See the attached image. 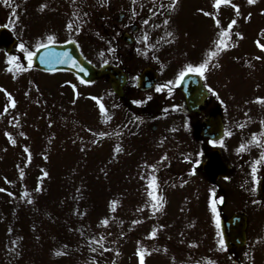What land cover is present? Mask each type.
<instances>
[{"label": "rangeland", "instance_id": "obj_1", "mask_svg": "<svg viewBox=\"0 0 264 264\" xmlns=\"http://www.w3.org/2000/svg\"><path fill=\"white\" fill-rule=\"evenodd\" d=\"M199 1L213 8V0ZM114 3L120 5L118 0ZM232 3L240 6V17L235 16L230 4H221L218 10H213L221 15L218 19L225 29L233 18L237 19L233 34L242 33L243 39L237 37L236 44L233 40V56L222 54L223 71L230 70L222 80L227 79V82H223L214 93L220 97L228 123L235 116L233 122L241 125L245 113L253 120H264V103L256 102L257 97L264 98V50L257 44V41L264 44V0H257L254 5H248L247 0ZM21 8H25L26 13L18 12L17 8L16 17L11 20L15 22L18 18L24 22L22 36L30 51L39 42H46L44 38L51 34L55 35V42L74 41L83 57L93 65L111 54L108 40L96 35L86 36L89 30L84 22L78 23L72 17L74 8L69 0H60L49 11L45 7L44 12L40 11L39 0L23 3ZM0 12V23L3 24L10 14H7L9 10ZM248 13H251L250 20L245 19ZM75 22L81 28L79 31L75 30ZM69 23L73 24L72 30L67 27ZM218 32L215 23L206 18V47L213 45ZM12 55L19 57V62L26 67V59L20 50H14ZM256 56L262 59L256 60ZM146 61L133 58L128 64L131 72L137 64ZM187 62L182 60L180 64ZM8 67L6 55L0 52V89L11 93L16 101L14 108L10 107L6 114L0 115V161H7L0 173V188L6 190L0 192V218H3L0 224V264H111L112 261L116 264H139L136 250L141 246L150 253L145 256V264H154L155 259L163 264H183L181 260H168L166 254L158 256L150 251L154 239L148 236L154 228L155 214L149 206L151 198L148 192L154 190L158 196L161 193L164 200L169 195L168 190L171 192L169 201H175L174 208L177 209L187 202L186 192H194V184L185 183L183 179L190 176L189 171L193 168L188 163L185 165L182 158L175 157L176 150L182 146L172 145V135L164 134L170 125H178L185 117L176 114L165 119V109L170 103L155 89L138 92L132 82L125 89L126 100H118L101 80L81 83L68 71L36 72L33 69L17 72L14 79L13 73L7 71ZM72 84L76 85L75 90ZM93 96L107 109L111 117L107 123L98 103L91 99ZM8 103L5 91H0V113ZM174 103L178 104V101L174 100ZM125 108L140 109L138 112L147 113V119H152L138 136L126 132V129L116 132ZM151 125L157 126L155 131L150 130ZM176 131V136L183 133L181 128ZM6 132L16 140L15 145L9 141ZM100 132L108 135L101 137L98 135ZM227 138L231 137L228 135ZM117 145L123 149L120 153L114 152ZM26 147L31 153L30 161L29 153L24 151ZM165 155L167 159L162 160ZM206 157L211 156L207 153ZM42 170L49 175L43 177ZM195 170L193 176L201 179L198 167ZM172 175L178 179H171ZM4 176H11V180L3 179ZM152 177H155L154 181ZM203 180L208 191L209 181ZM153 182L155 189L149 188ZM38 186L42 191H35ZM231 200L233 196H227L229 210L233 209ZM113 201H116L115 211L111 210ZM166 203L167 200L163 202V208ZM138 208L144 210L137 211ZM105 218L109 220L107 226L101 224ZM134 220L141 222L133 224ZM263 224L264 216L254 215L252 220L249 219V250L258 253L256 258L252 256L256 260L254 264H263L264 261V242H260L264 236ZM202 233L203 226L197 221L193 234L198 238ZM101 236L104 237L103 246L98 244L97 248L89 244L96 243ZM218 239L219 235L211 231L210 245L206 247L220 250V264H238L235 263L237 259L233 262L225 247L221 250ZM92 248L97 250L93 252ZM243 251L238 250V258ZM57 252L62 254L57 255ZM153 255L155 259L152 260Z\"/></svg>", "mask_w": 264, "mask_h": 264}, {"label": "flooded vegetation", "instance_id": "obj_2", "mask_svg": "<svg viewBox=\"0 0 264 264\" xmlns=\"http://www.w3.org/2000/svg\"><path fill=\"white\" fill-rule=\"evenodd\" d=\"M80 1L84 2L83 4L88 8V20L92 26L90 28L91 33L101 39L108 40L109 49H115V51H110L109 60L108 58L102 59L119 64L125 71L127 78L132 73L128 64L132 63L133 58L136 60L144 59L145 61L149 59L152 62L147 60L141 65L137 64L138 66L134 69L133 74L137 71L140 72L145 67H151L157 72V82L160 79L159 83L155 84V87L165 85L168 81H173L171 88H174L178 83L176 77L183 66L188 63H200L206 57V52L214 48V45L205 46V20L209 18L214 23L215 21L212 16L203 15L199 9L217 13L216 18L220 16L218 12L213 10L214 8H211L209 5L206 6L199 0H177V4L173 10L164 12L163 15L158 13L155 16L151 14V10H154L161 3L167 5L171 0H137L136 4H133L132 0L129 3H126L125 0H118L120 1V5H115L114 0ZM133 9H135L136 15L132 14ZM165 18H168L170 21L166 26L163 25ZM145 19L149 20V24L145 25L143 23ZM155 24H161V27H153ZM167 32H172L173 36L168 37L166 35ZM128 33L133 37L131 44H126L121 39L123 34ZM145 33L148 36L147 43L154 45V47H147L145 45L142 39ZM213 39L215 38L213 37ZM225 40L230 43L233 41L232 31L230 37L225 38ZM227 53V50L222 51L219 56L214 58L213 63H219L220 67L215 68L210 66L205 76L191 73L200 77L206 89L209 87L213 89V91L208 90V99L199 108V112L186 114L187 117L193 119L192 123L188 122L192 132L190 137L192 141L194 139V145H197L203 151L207 148V140L201 138L200 134L204 127L205 118L212 116L217 109L216 97L218 96L214 94V90L219 89L224 84L223 82H227V79L222 81L228 76L230 70L224 69L223 71L222 67V54L225 55ZM182 60H188V62L180 64ZM223 74H225L224 77ZM166 90L167 88L162 93H166ZM168 95H178V93L172 89L171 93L168 92ZM161 97L163 99H170L169 96L165 95H161ZM230 137L233 147V133H231ZM242 144L246 146L245 150L240 152L235 150L236 156L234 160H227L226 174L231 173V179L233 178V209L230 211L232 215L242 212L252 214L251 216L257 215L261 217L264 216V196L260 192V186L264 184V160H261V154L264 153V129L254 142L248 143L246 140ZM235 147H240V145H235ZM258 160H260V163L256 164L257 172L254 179L252 166ZM183 163L191 164L193 162L190 160ZM240 177L243 179L244 192L242 195L237 196L234 194V189L238 184L237 179ZM224 183L218 182L216 184L217 192L214 193L215 205L217 196L221 197L227 190L226 188H222ZM198 189L197 192L194 191L190 194L191 198L187 199V202L183 205V209H175L178 214H171L169 223L175 233L182 234V238L180 237V239H184L182 243H178L180 239L174 243L180 245L179 247L183 250L186 249L188 252L196 248V253L194 251L193 256H190V258L197 260L201 264L205 262L206 250L204 249L207 241V228L209 232L213 231L214 234H218L217 221L219 222L220 220L221 202L218 204V212L214 214L212 208L206 206V193L202 182H198ZM172 211L173 209H170V212ZM208 211L209 214L206 215ZM201 212L204 213V216H202ZM197 221L203 226V233L198 238L193 234L194 225ZM248 221L249 219L247 223ZM261 228H264V224ZM260 242H264V236ZM256 255L258 253H251L248 247L242 253L243 259L251 260L253 264L254 262L256 263V260L252 256L256 258ZM213 258L215 259L216 256ZM260 260H263V257ZM262 262L264 264V261Z\"/></svg>", "mask_w": 264, "mask_h": 264}, {"label": "snow or ice", "instance_id": "obj_3", "mask_svg": "<svg viewBox=\"0 0 264 264\" xmlns=\"http://www.w3.org/2000/svg\"><path fill=\"white\" fill-rule=\"evenodd\" d=\"M0 3L4 4L7 7H10V8L12 7V0H0ZM73 3H75V0H73ZM132 3L136 4L137 0H132ZM256 3H257V0H247V4L248 5H254ZM176 4H177V0H171V2L168 3L167 5L161 3L154 10H151V14L153 16L157 15L158 13L160 15H163L164 12H170L171 10H173L175 8ZM221 4H230L231 7L235 10V16L236 17H240L241 16L240 6L235 4V3H232V0H214L213 8L218 10L220 8ZM45 7H46V5H41L40 6V11H43ZM161 10H163V11H161ZM199 11L202 12L203 15H205V16H212V18L215 21V25H216L217 29H219L218 38L213 41L214 48L207 53L206 57L200 63H197V64L188 63L185 66H183L182 70L179 72L178 76L176 77L177 82L182 81V79L189 73H195V74H198L200 76H205V74L208 72L210 66L211 67H215V68L220 67L219 63H213L214 58L219 56V54L222 51H225L229 47L233 46V45H230L228 42H226L225 38L226 37H230L231 30L233 29V26L237 24V19L233 18L230 21V23L227 25V28L225 29V28H223L221 26V21L218 18H216L217 13L208 12V11H205L204 9H199ZM132 14L133 15L137 14L135 9L132 10ZM262 14H264V12H262ZM73 15H76V14L74 13ZM84 15L86 16L87 13H84ZM13 16L16 17L15 9H13ZM77 19H80L79 16H77ZM245 19L246 20H250L251 19V13H248V15L245 17ZM169 22H170L169 19L165 18L163 20V25L166 26V25L169 24ZM143 23L145 25H147V24H149V20L145 19L143 21ZM67 27L70 30H72L73 29V24L69 23L67 25ZM153 27L160 28L161 24H155V25H153ZM75 30L79 31V26H77V28ZM262 34H264V32H262ZM166 35L168 37H172L173 33L172 32H167ZM235 35L237 37L243 39L242 33L237 32V33H235ZM44 39H45L46 42H44V41L39 42L37 44V46H36L37 50L40 49V48H45L46 49V48L49 47V45L55 43V41H56L55 35H51V34L47 35ZM142 39L145 42V45L147 47H154V45H149L147 43L148 36H147L146 33L142 37ZM162 39H163V37H162ZM257 44L262 50H264V44H259V41H257ZM18 48L24 54V57L27 60V66L25 67L23 64H21L19 62V59H20L19 57L15 56V55H9L7 57V63L10 65V67H8L7 71L13 73V78L14 79L16 78V73L17 72L28 71V70H30L32 68V66H33V58L37 55L36 51H30L25 46V44L23 42H21L18 45ZM109 51H115V49H111L110 48ZM103 55H104V53L101 52V56H103ZM60 56L66 57V59H60ZM60 56H54L53 54L48 53L45 56H41L40 57V62L41 63H51L54 59H59L60 63H68L69 60H70L71 64H72V67L79 68V70L81 72L84 71V69L79 65L78 61H76L75 59L71 58L68 53L60 54ZM255 59L256 60H260V59H262V57L261 56H256ZM105 63H107V61H105ZM14 69H15V71H14ZM80 82L81 83H87V81H84V80H81ZM172 84H173V81H168L165 85L157 86L155 90L157 92H161L165 88H167L168 92L171 93V91H172L171 85ZM71 86L75 90L76 85L72 84ZM208 90L209 91H213V89L210 88V87L208 88ZM0 91H5V95L7 96L8 101H9V103L4 106L3 113H0V115H4V114H6L9 111L10 107L14 108L16 106V101L13 98L11 93H8L6 90H3V89H0ZM26 95H27V93H26ZM76 95L78 96L79 93H76ZM91 99L98 103L100 112L105 117V122L107 123L111 119V117L107 114V109L105 108L104 104L101 103L100 100L97 97H95V96L91 97ZM148 99H151V97H149ZM256 102L264 103V98L257 97ZM73 103H75V100H73ZM133 103L141 104L142 101H133ZM10 123H11V121H10ZM261 123L264 124V121H261ZM238 127L243 128L244 125L241 124V125H238ZM5 135L8 136L9 141L13 145H15L16 140L12 138L11 134L6 132ZM20 135L23 136L24 133L21 132ZM93 135H97V134L93 133ZM98 135L103 137V136L108 135V133L100 132ZM225 135H231V133L230 132H225ZM255 140H256V134H253V141H255ZM93 143H96V141L94 140ZM212 143H216V141H213ZM219 143L223 144V141L221 140V141H219ZM245 147L246 146L244 144H241L240 147L237 149V152L245 150ZM24 151L29 153L28 160L30 161L31 160V153L29 152V149L26 147L24 149ZM81 151H84V149H81ZM121 151H123V149L119 145H117L114 148V152L115 153H120ZM45 159H47L46 156H45ZM166 159H167L166 155L164 157H162V160H166ZM185 159H188V157H185ZM261 160H264V153L261 154ZM259 163H260V160L256 161L253 164V166H252V173H253V178L254 179H255V174L257 172L256 164H259ZM152 167H155V166H152ZM194 174H195V168H193V170L190 172V175H194ZM42 175H43V177H47L49 175V173L47 171L42 170ZM20 176H21V178H23V176H24V172H23L22 169L20 171ZM225 179H227V177ZM152 180L154 181L155 177H152ZM185 183H187V181H185ZM149 188L155 189L156 188L155 183L154 182L150 183L149 184ZM3 191H6V190L0 188V192H3ZM35 191L40 192V191H42V189L38 186L35 189ZM8 195L11 196L12 193H8ZM25 195H28V193H25ZM148 196L151 198V203H150L149 206L151 207V209L153 211V214H155L156 212L162 211V209L164 207L163 196H158L154 190L153 191H149L148 192ZM28 202L31 203L32 201L29 200ZM212 203H213L212 211L215 214L216 213L215 201H213ZM115 208H116V201H113L111 203V210L115 211ZM143 210H144L143 208H138L137 209V211H143ZM140 222L141 221L134 220L132 223L136 224V223H140ZM101 224H103L104 226H107L109 224V220L107 218H105V219H103L101 221ZM163 227H164V225H160V228H163ZM217 227H219V222L218 221H217ZM156 233H157V229L154 227L152 229V231L149 233L148 238H155ZM121 235H123V233H121ZM103 240H104V237L101 236L100 240L96 241V243H98L101 246H103ZM13 243H15V242H13ZM224 243L225 242H224L223 238L221 237V239L219 240V244H220L221 250L224 247ZM96 250H97L96 248H92L93 252H95ZM104 250L105 251H110V249H104ZM157 251H158V249H157ZM165 251H167V249H165ZM56 254L60 255L62 253L57 252ZM118 254L119 253L117 252V255ZM148 254H150V253H148L147 250L145 248H143L142 246L137 248L136 255L139 258V264H145V256L148 255Z\"/></svg>", "mask_w": 264, "mask_h": 264}, {"label": "water", "instance_id": "obj_4", "mask_svg": "<svg viewBox=\"0 0 264 264\" xmlns=\"http://www.w3.org/2000/svg\"><path fill=\"white\" fill-rule=\"evenodd\" d=\"M37 55L33 58V66L42 70H55V69H67L78 74L84 81L90 82L105 77L111 84V88L118 96H123L122 87L126 82L125 74L118 67L105 64L99 68H95L87 61H85L79 54L74 44H67L64 46H49L48 48H40L37 51ZM51 53L54 56H60V54L68 53L69 56L76 61L84 69L83 72L79 68L72 67L71 61L68 63H60L59 59H54L51 63H41L40 57ZM60 59H66V57L60 56ZM153 75L150 70L145 69L138 79V87L141 89L148 88L153 82ZM185 95V105L189 111H196L200 104L204 100V91L202 87H186L185 83L179 86ZM218 117L207 121L205 128V136L211 138H218L220 136V126H216ZM222 235L226 246L231 249L232 247L242 246L245 241V218L242 215L232 217L229 220L222 221Z\"/></svg>", "mask_w": 264, "mask_h": 264}]
</instances>
